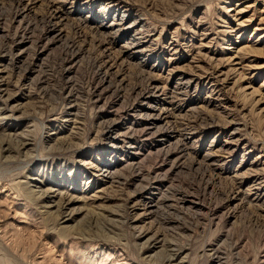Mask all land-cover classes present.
I'll list each match as a JSON object with an SVG mask.
<instances>
[{
    "label": "rangeland",
    "instance_id": "374dc122",
    "mask_svg": "<svg viewBox=\"0 0 264 264\" xmlns=\"http://www.w3.org/2000/svg\"><path fill=\"white\" fill-rule=\"evenodd\" d=\"M0 264H264V0H0Z\"/></svg>",
    "mask_w": 264,
    "mask_h": 264
},
{
    "label": "bare ground",
    "instance_id": "6f19581e",
    "mask_svg": "<svg viewBox=\"0 0 264 264\" xmlns=\"http://www.w3.org/2000/svg\"><path fill=\"white\" fill-rule=\"evenodd\" d=\"M130 43H131V42H130ZM133 43H134V42H133ZM131 44H132V43H131ZM134 44H135V43H134ZM134 44H132V45H134ZM128 45H129V44H128ZM128 45H127V46H128ZM132 45L129 46L128 48L132 47ZM127 46H126V47H127ZM154 109H155V108H154ZM182 147H183V146H182ZM250 190H251V189H250ZM138 193H139V192H138ZM148 205H149V204H148ZM146 206H147V205H146ZM148 208H149V206H148Z\"/></svg>",
    "mask_w": 264,
    "mask_h": 264
}]
</instances>
